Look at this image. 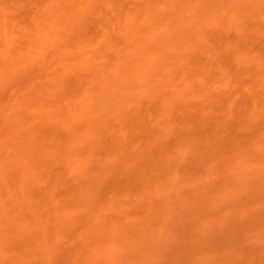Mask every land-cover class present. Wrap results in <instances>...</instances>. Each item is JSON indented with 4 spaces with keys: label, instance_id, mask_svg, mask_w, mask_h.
Wrapping results in <instances>:
<instances>
[{
    "label": "rangeland",
    "instance_id": "374dc122",
    "mask_svg": "<svg viewBox=\"0 0 264 264\" xmlns=\"http://www.w3.org/2000/svg\"><path fill=\"white\" fill-rule=\"evenodd\" d=\"M0 264H264V0H0Z\"/></svg>",
    "mask_w": 264,
    "mask_h": 264
}]
</instances>
